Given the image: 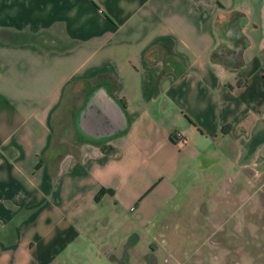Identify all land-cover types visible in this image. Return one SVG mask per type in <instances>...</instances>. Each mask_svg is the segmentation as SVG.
Returning <instances> with one entry per match:
<instances>
[{
  "label": "crops",
  "instance_id": "obj_1",
  "mask_svg": "<svg viewBox=\"0 0 264 264\" xmlns=\"http://www.w3.org/2000/svg\"><path fill=\"white\" fill-rule=\"evenodd\" d=\"M263 182L264 0H0V264H224Z\"/></svg>",
  "mask_w": 264,
  "mask_h": 264
},
{
  "label": "rangeland",
  "instance_id": "obj_2",
  "mask_svg": "<svg viewBox=\"0 0 264 264\" xmlns=\"http://www.w3.org/2000/svg\"><path fill=\"white\" fill-rule=\"evenodd\" d=\"M228 228V230L226 229L222 232H209L208 236L209 240L220 241L224 245L226 254V262L224 264H264V182L257 184V191L254 197L242 206L240 227L234 226V229H232L230 225ZM198 233L200 235L195 239L196 246L193 249L191 246L182 249L180 264H200L197 261L201 260L199 256L202 232ZM154 244L156 245L154 240L148 239L145 245L140 248H129V254L138 256L140 264H155V260L159 264H179L164 248H160L158 253L152 254L153 251L149 246ZM211 248L215 251L217 247L213 246ZM104 250L108 254L113 255L112 257L124 261V249L108 246ZM195 251H197L196 254H194ZM141 257H144V259ZM119 264L125 263L119 262ZM130 264L137 263L132 262Z\"/></svg>",
  "mask_w": 264,
  "mask_h": 264
},
{
  "label": "built area",
  "instance_id": "obj_3",
  "mask_svg": "<svg viewBox=\"0 0 264 264\" xmlns=\"http://www.w3.org/2000/svg\"><path fill=\"white\" fill-rule=\"evenodd\" d=\"M176 139L179 143H183L185 141L184 137L182 136V134H176Z\"/></svg>",
  "mask_w": 264,
  "mask_h": 264
},
{
  "label": "trees",
  "instance_id": "obj_4",
  "mask_svg": "<svg viewBox=\"0 0 264 264\" xmlns=\"http://www.w3.org/2000/svg\"><path fill=\"white\" fill-rule=\"evenodd\" d=\"M104 150H105V149H104ZM101 193H103V190H102V191H100V192H98V194H96V198H98V197H99V195H100Z\"/></svg>",
  "mask_w": 264,
  "mask_h": 264
}]
</instances>
